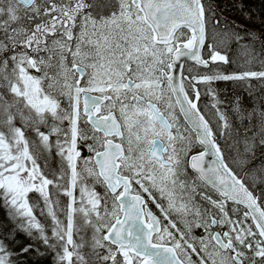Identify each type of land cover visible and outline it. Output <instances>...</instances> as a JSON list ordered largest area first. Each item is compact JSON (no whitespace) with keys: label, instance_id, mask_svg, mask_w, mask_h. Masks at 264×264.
<instances>
[{"label":"snow or ice","instance_id":"6c2138e0","mask_svg":"<svg viewBox=\"0 0 264 264\" xmlns=\"http://www.w3.org/2000/svg\"><path fill=\"white\" fill-rule=\"evenodd\" d=\"M235 6L0 0V264H264V14Z\"/></svg>","mask_w":264,"mask_h":264},{"label":"trees","instance_id":"16d2710c","mask_svg":"<svg viewBox=\"0 0 264 264\" xmlns=\"http://www.w3.org/2000/svg\"><path fill=\"white\" fill-rule=\"evenodd\" d=\"M222 9H223V15L227 16L229 18H238L239 23H244V19L240 18V13L235 6L236 0H219ZM248 9L251 11V13L254 14L255 22H259V18L262 14H264V2L262 0H246ZM235 46H233L232 50L228 52V55L230 59L233 57ZM236 51V50H235ZM237 54V53H236ZM254 70H260L259 65H252ZM230 70L232 71H241L244 70L241 67H232L229 66ZM217 87L221 90L222 96L224 98H231L232 96L236 94H240L243 91H246L241 85H238L237 83L233 82H221L217 85ZM0 218H3V210L0 209Z\"/></svg>","mask_w":264,"mask_h":264},{"label":"rangeland","instance_id":"374dc122","mask_svg":"<svg viewBox=\"0 0 264 264\" xmlns=\"http://www.w3.org/2000/svg\"><path fill=\"white\" fill-rule=\"evenodd\" d=\"M236 50V51H235ZM234 53H233V57L232 59L235 57V59L238 61V64H243V60H244V56L243 54L238 50V49H234L233 50ZM237 53V54H236ZM191 66V63H188L186 65V69L189 68ZM237 67H240V66H237ZM242 68V67H241Z\"/></svg>","mask_w":264,"mask_h":264},{"label":"water","instance_id":"95a60500","mask_svg":"<svg viewBox=\"0 0 264 264\" xmlns=\"http://www.w3.org/2000/svg\"><path fill=\"white\" fill-rule=\"evenodd\" d=\"M188 63H191V62H188ZM188 63H186V64L184 65V67H186V65H187Z\"/></svg>","mask_w":264,"mask_h":264}]
</instances>
